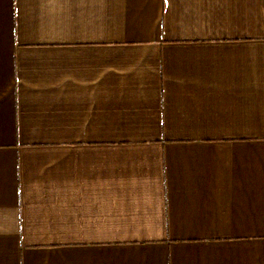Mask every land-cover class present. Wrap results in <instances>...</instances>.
I'll list each match as a JSON object with an SVG mask.
<instances>
[{
  "label": "crops",
  "instance_id": "crops-1",
  "mask_svg": "<svg viewBox=\"0 0 264 264\" xmlns=\"http://www.w3.org/2000/svg\"><path fill=\"white\" fill-rule=\"evenodd\" d=\"M0 264H264V0H0Z\"/></svg>",
  "mask_w": 264,
  "mask_h": 264
}]
</instances>
